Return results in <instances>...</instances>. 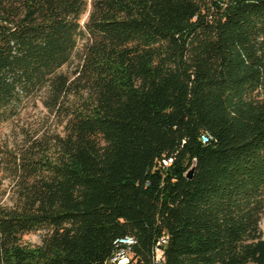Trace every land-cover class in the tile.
<instances>
[{"label":"trees","instance_id":"1","mask_svg":"<svg viewBox=\"0 0 264 264\" xmlns=\"http://www.w3.org/2000/svg\"><path fill=\"white\" fill-rule=\"evenodd\" d=\"M43 92L0 264H264V0H0V126Z\"/></svg>","mask_w":264,"mask_h":264},{"label":"rangeland","instance_id":"2","mask_svg":"<svg viewBox=\"0 0 264 264\" xmlns=\"http://www.w3.org/2000/svg\"><path fill=\"white\" fill-rule=\"evenodd\" d=\"M92 0H88L91 4ZM90 9V7H89ZM87 15L84 17V21ZM63 71L72 74L78 61ZM46 93L24 103L18 113L0 126V206L12 207L15 203L16 177L14 162L24 153L45 152L53 148L55 137L64 133L63 115L52 114L43 102ZM50 154V152H48ZM264 237V216L260 223ZM45 231H39L24 237V242L37 246L42 243Z\"/></svg>","mask_w":264,"mask_h":264},{"label":"built area","instance_id":"3","mask_svg":"<svg viewBox=\"0 0 264 264\" xmlns=\"http://www.w3.org/2000/svg\"><path fill=\"white\" fill-rule=\"evenodd\" d=\"M171 160L165 161L164 165L169 166ZM168 237L163 236L159 239L153 249L152 264H164L165 254L163 247L167 244ZM137 241L133 237L120 238L115 242V252L113 256L106 262V264H138L134 257V247Z\"/></svg>","mask_w":264,"mask_h":264},{"label":"water","instance_id":"4","mask_svg":"<svg viewBox=\"0 0 264 264\" xmlns=\"http://www.w3.org/2000/svg\"><path fill=\"white\" fill-rule=\"evenodd\" d=\"M193 173H194V167L188 172V174H187V178L188 179H191L192 177H193Z\"/></svg>","mask_w":264,"mask_h":264}]
</instances>
